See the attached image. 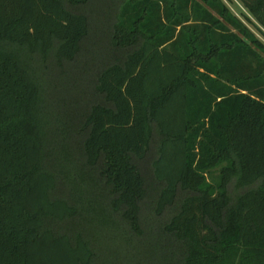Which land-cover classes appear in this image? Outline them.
Segmentation results:
<instances>
[{
    "label": "trees",
    "instance_id": "obj_1",
    "mask_svg": "<svg viewBox=\"0 0 264 264\" xmlns=\"http://www.w3.org/2000/svg\"><path fill=\"white\" fill-rule=\"evenodd\" d=\"M0 264H264V42L225 0H0Z\"/></svg>",
    "mask_w": 264,
    "mask_h": 264
},
{
    "label": "rangeland",
    "instance_id": "obj_2",
    "mask_svg": "<svg viewBox=\"0 0 264 264\" xmlns=\"http://www.w3.org/2000/svg\"><path fill=\"white\" fill-rule=\"evenodd\" d=\"M225 2L230 6V8L232 9V11L241 19H243L244 21H246V23L256 32V34L258 35V37L264 42V34H262L253 24H251L250 22H248L245 18V15H249L248 11L245 9V7L243 6V4L239 1V0H225ZM113 8V10L115 9V7H110ZM76 10L78 11H85L84 7L81 8H76ZM112 11V10H111ZM253 18V17H252ZM47 70V68H46ZM51 71H47L46 75L47 78L51 76H49V73ZM45 74V73H43ZM44 81V79H43ZM45 84V82H44ZM45 110V108H44ZM155 139L158 138L157 133L155 132ZM245 189H241V188H237L234 185V182H231L229 185V192L232 196H236L237 194H239L240 192H243ZM151 206V205H150ZM149 211V209H148Z\"/></svg>",
    "mask_w": 264,
    "mask_h": 264
}]
</instances>
